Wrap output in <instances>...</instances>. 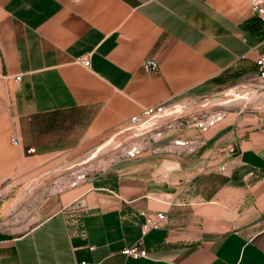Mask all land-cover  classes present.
<instances>
[{"label": "crops", "instance_id": "0c3cea01", "mask_svg": "<svg viewBox=\"0 0 264 264\" xmlns=\"http://www.w3.org/2000/svg\"><path fill=\"white\" fill-rule=\"evenodd\" d=\"M263 53L246 0H0V184L88 159L145 109L174 116L22 235L0 233V264H264V106L232 104L206 126L179 115L254 80ZM136 244L146 258L123 254Z\"/></svg>", "mask_w": 264, "mask_h": 264}, {"label": "rangeland", "instance_id": "374dc122", "mask_svg": "<svg viewBox=\"0 0 264 264\" xmlns=\"http://www.w3.org/2000/svg\"><path fill=\"white\" fill-rule=\"evenodd\" d=\"M235 86L202 101L189 103L187 108L183 110V119L198 118L201 122L206 121L212 114L218 111L223 112L225 107L232 104L247 105L249 109H256L260 105L264 106V93L258 91L256 81L246 80ZM231 90L235 91V95L226 98L224 94ZM164 128L165 126L161 129ZM130 132L131 134L127 138H116L108 154L103 156L100 154L97 159L89 163H86L87 159H83L65 165L46 176L34 177L27 181L12 182V180H6L5 183L0 184V218H3L0 223V233L10 236L22 235L41 221L42 218L39 214H43L42 210L46 204L70 187L71 181L75 177L73 174L82 170L86 172L89 169L88 172H90L97 168H104L107 166L105 165L106 162L111 164V161L116 160L118 156L122 157L124 154L122 150L125 148L137 141L140 142L142 138L152 136L156 138L158 133L157 130L145 135H141L136 130ZM96 151L97 149L92 151L89 157Z\"/></svg>", "mask_w": 264, "mask_h": 264}, {"label": "built area", "instance_id": "2783aa9c", "mask_svg": "<svg viewBox=\"0 0 264 264\" xmlns=\"http://www.w3.org/2000/svg\"><path fill=\"white\" fill-rule=\"evenodd\" d=\"M246 1L250 4L253 13L257 15L264 22V0H246ZM78 62L82 64L85 68H90L91 66V61L89 57L79 59ZM255 63L257 66V74L254 81H256V83L258 84L257 86L258 91H263L264 93V53L256 59ZM143 66L147 71H152V72H156L159 68L157 61L153 59L146 60L143 63ZM15 80L17 82H20L22 80V76H17ZM223 115L224 113L222 111H218L215 113L214 118L215 119L220 118ZM171 117H173V113L166 114L164 107L145 109L142 113L132 117L129 120L128 131H133V130L138 131L140 129H144L145 132L142 135H145L146 133L157 130L158 133L156 134V137L158 138L161 136L160 129L164 127V126L158 127V125L161 122L170 119ZM212 120L213 118L212 119L208 118L206 121H202V123L204 126H206L207 122L209 121L211 122ZM151 141H155V138L153 136L142 138L140 142L137 141L133 143L130 147L122 150V152L124 153L122 157L118 156L116 160L111 162H117L124 158H130L136 154L141 153L149 146ZM13 144L18 145L19 141L13 140ZM27 152L28 154H34L36 152V149L30 148L27 150ZM105 165L108 166L109 165L108 162H106ZM221 169L222 171H224L225 167H222ZM88 170H86V172H84L83 170L78 171L77 173L73 174L75 177L71 181L70 187H74L80 184L82 181H84L88 173ZM165 221H166V215L164 213L145 215V221L142 225L143 235H147L152 230L160 229L165 223ZM91 249L93 250L94 248ZM123 254L133 259H141V258H146L148 256L147 251L139 244L125 248L123 250ZM82 264H86V263H82Z\"/></svg>", "mask_w": 264, "mask_h": 264}, {"label": "water", "instance_id": "95a60500", "mask_svg": "<svg viewBox=\"0 0 264 264\" xmlns=\"http://www.w3.org/2000/svg\"><path fill=\"white\" fill-rule=\"evenodd\" d=\"M234 95H235V91H234V90L228 91L227 93L224 94V96H225L226 98H230V97H232V96H234ZM179 115H182V113H179ZM179 115H178V116H179ZM173 117H174V116H173ZM173 117H171V118L168 119V120H165V121L161 122V123L158 125V127L165 126V125L169 122V120H171ZM137 132H139V133L142 135V134L145 132V130H144V129H140V130H138ZM113 143H114V139H111V140L107 141L106 143H104L102 146H100V147L97 149V151H96L95 153L92 154L91 157H89V158L87 159L86 163H89V162H91V161L97 159V158L100 156V154H101L102 156L108 154V153L111 151V145H112ZM2 221H3V218L1 217V218H0V223H1Z\"/></svg>", "mask_w": 264, "mask_h": 264}]
</instances>
